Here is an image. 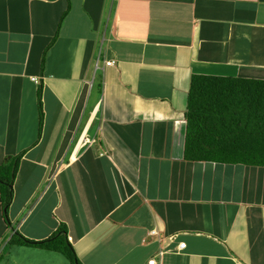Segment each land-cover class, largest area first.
Returning <instances> with one entry per match:
<instances>
[{
    "label": "crops",
    "instance_id": "crops-1",
    "mask_svg": "<svg viewBox=\"0 0 264 264\" xmlns=\"http://www.w3.org/2000/svg\"><path fill=\"white\" fill-rule=\"evenodd\" d=\"M197 75L264 80V0H0L12 233L64 231L80 264H264V168L185 157Z\"/></svg>",
    "mask_w": 264,
    "mask_h": 264
},
{
    "label": "trees",
    "instance_id": "trees-1",
    "mask_svg": "<svg viewBox=\"0 0 264 264\" xmlns=\"http://www.w3.org/2000/svg\"><path fill=\"white\" fill-rule=\"evenodd\" d=\"M38 109L42 127L41 92ZM186 126L185 157L188 161L264 168V80L212 75L192 77ZM26 152L8 157L0 165L3 216L13 202V183ZM7 246L47 250L65 256L71 264H80L64 231L39 242L15 232Z\"/></svg>",
    "mask_w": 264,
    "mask_h": 264
},
{
    "label": "rangeland",
    "instance_id": "rangeland-1",
    "mask_svg": "<svg viewBox=\"0 0 264 264\" xmlns=\"http://www.w3.org/2000/svg\"><path fill=\"white\" fill-rule=\"evenodd\" d=\"M86 139V138H85ZM82 143H84V140H82ZM38 192H41L42 189L37 190ZM5 221L9 224L6 225V230H7V235L5 236V238H7V243L9 242V240L11 239V237L13 236L12 233V225L10 223V212L8 210V212L6 213V215L4 216ZM15 226V224H14ZM1 230V227H0ZM5 230V229H4ZM4 230L2 231V233H4ZM6 243V245H7ZM19 248H23L26 250H18ZM41 250V249H40ZM15 251H21L22 253L24 252L25 254H19L17 252V254H15ZM27 251V252H26ZM33 251V249H29L27 250V247H18L16 248L15 246H6V248L1 249L0 252V261H2L1 264H34L35 261H39L40 259H42V256L44 255V253H49L47 252H31L28 254V252ZM45 251V250H44ZM27 253V254H26ZM4 254V255H3Z\"/></svg>",
    "mask_w": 264,
    "mask_h": 264
},
{
    "label": "built area",
    "instance_id": "built-area-1",
    "mask_svg": "<svg viewBox=\"0 0 264 264\" xmlns=\"http://www.w3.org/2000/svg\"><path fill=\"white\" fill-rule=\"evenodd\" d=\"M107 66H112L113 63H106ZM36 81V80H35ZM90 144V140L88 138L85 139L84 141V146L85 145H89ZM158 233L156 231H152L150 233L151 237L157 236ZM186 249V244L185 243H181L178 246V253H181L182 251H184ZM166 254V252L164 250H161V252L158 253V255L156 257H153L152 259L149 260L148 264H162L161 261H158L159 257H163Z\"/></svg>",
    "mask_w": 264,
    "mask_h": 264
}]
</instances>
